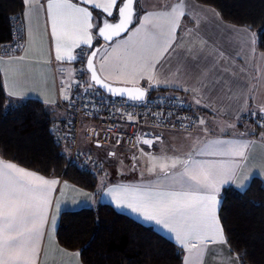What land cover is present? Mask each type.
<instances>
[{
  "label": "crops",
  "instance_id": "0c3cea01",
  "mask_svg": "<svg viewBox=\"0 0 264 264\" xmlns=\"http://www.w3.org/2000/svg\"><path fill=\"white\" fill-rule=\"evenodd\" d=\"M180 2L184 4L185 15L180 18L179 27L174 31L172 47L164 53L156 66V79L160 83L157 84L155 80L149 82L145 78L134 85L125 83L122 77L117 78L118 72L111 67L115 61L107 57L104 50L110 54L116 42L127 38L129 32L110 43L100 44L101 51L95 57V65L99 75L110 83L141 86L153 93L181 98L200 115V119L205 120V124H198L192 132L144 130L137 145L130 148L91 143L85 134L86 123H83L79 146L83 154L94 162L93 171L97 177L94 190L81 188L62 177L45 176L0 156V160L15 163L27 171L59 181L51 192L52 205L48 209L49 219L44 225L40 240L41 251L37 264H81L80 256L76 255L78 251L66 250L57 242L59 215L63 210H76L98 203L114 206L118 211L152 226L176 243L174 234L153 221L145 220L142 214L132 212L127 207L117 208L115 200L105 195L107 188L113 185L155 186L164 180L165 175L180 173L183 165L178 164L172 168L173 158L187 160L191 155L192 159L205 163L230 162L238 158L227 154L229 143L251 142L246 149L248 160L238 170L235 182L223 185L221 192L227 186L243 190L254 176L264 182V130L254 132L248 122L242 119L264 107V51L257 48L256 32L251 29L250 33L243 32L246 26L225 21L213 6L196 0H139L134 7L136 15L143 17L146 12H169L172 6ZM23 5L21 13L24 44L17 54L0 55L3 58L0 61V72L4 91L13 101L39 100L49 110L53 121L64 120L66 113L62 106L70 103L73 94V61L56 60V41L51 34V23L46 13L47 0H31L27 5L23 0ZM103 15L101 10H93L94 22L99 19L102 24L103 19L100 18ZM117 18V13L114 12L113 17H108V20L114 22ZM136 27H139V22L134 19L130 29ZM95 44L96 38L93 40V47ZM20 57L24 59L21 60ZM101 64L105 65L103 73L100 72ZM9 91H17L19 95L10 96ZM65 95L68 99L64 98ZM197 99L201 101L200 104L196 103ZM156 137L160 139L157 140ZM143 139L152 140V145L142 143ZM93 147L101 150L97 155L100 162L90 155ZM150 157H155L156 160L152 161ZM153 163L156 170L149 172ZM161 164L168 165L166 173L160 170ZM245 176L248 177L247 180L244 179ZM241 183L242 187L239 186ZM221 192L218 196L220 200ZM53 215L57 217L54 229L51 225ZM185 255L187 252L183 250V257ZM201 264L241 263L228 244H215L209 245Z\"/></svg>",
  "mask_w": 264,
  "mask_h": 264
},
{
  "label": "snow or ice",
  "instance_id": "6c2138e0",
  "mask_svg": "<svg viewBox=\"0 0 264 264\" xmlns=\"http://www.w3.org/2000/svg\"><path fill=\"white\" fill-rule=\"evenodd\" d=\"M24 2L27 5L31 0ZM138 3L139 0H47L46 13L56 41V60H80L82 63L86 60V69L91 73L90 81L95 85L113 95H127L131 100L142 101L145 89L113 88L97 74L94 59L101 48H93L94 38L113 41L114 37L129 32L127 38L116 42L110 54L104 50L106 56L115 61L111 67L118 72L117 78L122 77L125 83L134 85L145 78L149 82L155 80L157 84L160 83L156 79V66L172 47L174 31L179 27L180 18L185 15L184 4L177 3L169 12H146L139 17L134 7ZM96 9L104 14L100 18L103 19L102 26L99 19L94 22L93 10ZM114 12L118 19L116 23H111L108 17H113ZM134 19L139 22V27L130 29ZM242 31L251 32L247 27ZM74 49L80 51L73 54ZM2 59L0 57V61ZM104 71L105 65L101 64L100 72ZM91 82H85L89 89L94 87ZM8 94L19 95L17 91H9ZM64 98L68 99L66 95ZM200 102L196 100L197 104ZM259 111L264 123V107ZM128 119L131 120L132 116L129 115ZM199 124H205V120L200 119ZM142 143L151 146L153 141L143 139ZM250 143H229L227 154L238 159L225 163H205L192 159L191 155L187 160L173 158L172 168L183 165L180 173L165 175L164 180L155 186L113 185L107 188L105 195L115 200L117 208L127 207L174 234L176 243L187 252L183 264H201L209 245L228 243L218 217L221 205L218 196L223 185L235 182L238 170L248 160L246 149ZM150 160L155 161L156 158L150 157ZM167 168V164L160 165L162 172L166 173ZM155 170L153 163L148 171ZM58 183L56 179H47L15 163L0 160V264H37L40 240L49 219L48 209L52 205L51 192ZM56 209L58 212L59 201L56 202ZM56 219L55 215L51 216L53 229ZM76 255L78 257L79 253Z\"/></svg>",
  "mask_w": 264,
  "mask_h": 264
},
{
  "label": "trees",
  "instance_id": "16d2710c",
  "mask_svg": "<svg viewBox=\"0 0 264 264\" xmlns=\"http://www.w3.org/2000/svg\"><path fill=\"white\" fill-rule=\"evenodd\" d=\"M196 1L213 6L225 21L254 30L257 48L264 51V0ZM23 6V0H0V44L10 37V16L22 12ZM100 44L96 38L95 46ZM52 121L39 100L10 99L0 72V156L45 176L62 177L94 190L95 172L67 165L66 147L52 138ZM246 122L254 132L264 130L254 121ZM218 217L227 244L240 263L264 264L262 179L252 177L243 190L225 187ZM56 238L64 249L79 252L81 264H183V250L172 239L108 203L61 211Z\"/></svg>",
  "mask_w": 264,
  "mask_h": 264
},
{
  "label": "built area",
  "instance_id": "2783aa9c",
  "mask_svg": "<svg viewBox=\"0 0 264 264\" xmlns=\"http://www.w3.org/2000/svg\"><path fill=\"white\" fill-rule=\"evenodd\" d=\"M9 26L10 37L0 44L1 56L17 54L24 44L21 12L10 16ZM79 51L76 49L74 54ZM85 62L73 61L75 76L72 98L68 105H61L66 118L52 121L50 126L55 143L68 151L67 165L94 168V162L83 154L79 146L83 123H86L85 134L91 143L130 148L137 145L144 130L192 132L199 124L200 115L177 96L146 90L142 101H134L107 95L96 86L89 89L85 83L89 82ZM129 115L132 116L131 120L128 119ZM242 119L264 126L259 110Z\"/></svg>",
  "mask_w": 264,
  "mask_h": 264
},
{
  "label": "water",
  "instance_id": "95a60500",
  "mask_svg": "<svg viewBox=\"0 0 264 264\" xmlns=\"http://www.w3.org/2000/svg\"><path fill=\"white\" fill-rule=\"evenodd\" d=\"M118 19V18H117ZM117 22V20L116 21H114V22H111V23H116ZM133 22H134V20H133ZM103 24V23H102ZM102 24H101V26H102ZM133 24V23H132ZM131 24V25H132ZM131 25L129 26V28L131 27ZM126 32H124V33H122L121 34V36L122 35H124ZM120 37V36H119ZM116 38H118V37H114L113 38V40H115ZM100 41H101V44H105V43H110V42H112V41H105L103 38H98ZM93 48H99V46H95V47H93ZM91 51V50H90ZM94 63H95V59H94ZM85 66H86V62H85ZM96 66V65H95ZM87 70V69H86ZM87 73H88V75H89V82H91L90 81V76H91V73L90 72H88L87 71ZM97 74L99 75V73H98V71H97ZM102 78V77H101ZM103 79V78H102ZM105 80V79H104ZM105 82L106 83H108V84H110L113 88H117V89H121V88H135V87H140V88H143V87H141V86H128V85H118V84H113V83H110V82H108V81H106L105 80ZM91 83H93L94 84V82H91ZM94 86H96L97 88H99L103 93H105V94H107V95H112V96H119V97H123V98H127V99H129L128 97H127V95H125V96H120V95H113L112 93H110L109 91H107V89H105V88H103V87H100L99 85H95L94 84ZM143 89H145V88H143ZM146 90V89H145ZM145 95H146V92H145Z\"/></svg>",
  "mask_w": 264,
  "mask_h": 264
},
{
  "label": "rangeland",
  "instance_id": "374dc122",
  "mask_svg": "<svg viewBox=\"0 0 264 264\" xmlns=\"http://www.w3.org/2000/svg\"><path fill=\"white\" fill-rule=\"evenodd\" d=\"M88 75V74H87ZM101 150H99V148L98 147H93L92 148V151H91V153H90V155H91V157H96L97 158V155H98V153L100 152ZM98 160V162H100V159L99 158H97ZM102 164V163H101ZM109 164V163H108ZM104 166H106L105 164H104ZM94 167V166H93ZM115 172H117V171H115Z\"/></svg>",
  "mask_w": 264,
  "mask_h": 264
}]
</instances>
